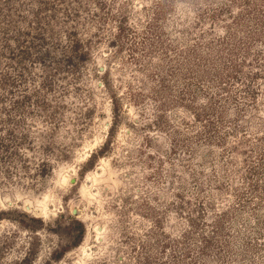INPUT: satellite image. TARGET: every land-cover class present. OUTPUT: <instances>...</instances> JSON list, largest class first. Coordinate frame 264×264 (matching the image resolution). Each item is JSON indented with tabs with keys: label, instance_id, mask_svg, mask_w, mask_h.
<instances>
[{
	"label": "rangeland",
	"instance_id": "rangeland-1",
	"mask_svg": "<svg viewBox=\"0 0 264 264\" xmlns=\"http://www.w3.org/2000/svg\"><path fill=\"white\" fill-rule=\"evenodd\" d=\"M0 264H264V0H0Z\"/></svg>",
	"mask_w": 264,
	"mask_h": 264
},
{
	"label": "trees",
	"instance_id": "trees-1",
	"mask_svg": "<svg viewBox=\"0 0 264 264\" xmlns=\"http://www.w3.org/2000/svg\"><path fill=\"white\" fill-rule=\"evenodd\" d=\"M79 224V226H80V228H81V238H80V241H78L77 243H76V245L78 246L80 243H81V240H82V238L84 237V235H85V227H84V225L82 224V223H78ZM63 257V254L61 255V256H59L58 258L59 259H61Z\"/></svg>",
	"mask_w": 264,
	"mask_h": 264
},
{
	"label": "water",
	"instance_id": "water-1",
	"mask_svg": "<svg viewBox=\"0 0 264 264\" xmlns=\"http://www.w3.org/2000/svg\"><path fill=\"white\" fill-rule=\"evenodd\" d=\"M27 209H30L29 207ZM75 214H77V211H75Z\"/></svg>",
	"mask_w": 264,
	"mask_h": 264
},
{
	"label": "bare ground",
	"instance_id": "bare-ground-1",
	"mask_svg": "<svg viewBox=\"0 0 264 264\" xmlns=\"http://www.w3.org/2000/svg\"><path fill=\"white\" fill-rule=\"evenodd\" d=\"M94 190H95V189H94ZM93 195H96V194L93 193ZM47 208H48V206H47ZM44 211H45V210H44Z\"/></svg>",
	"mask_w": 264,
	"mask_h": 264
}]
</instances>
